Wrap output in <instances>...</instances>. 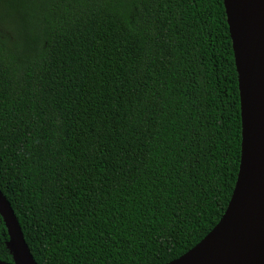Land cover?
Wrapping results in <instances>:
<instances>
[{
	"label": "trees",
	"instance_id": "1",
	"mask_svg": "<svg viewBox=\"0 0 264 264\" xmlns=\"http://www.w3.org/2000/svg\"><path fill=\"white\" fill-rule=\"evenodd\" d=\"M241 151L224 0H0V190L38 264L179 258Z\"/></svg>",
	"mask_w": 264,
	"mask_h": 264
},
{
	"label": "water",
	"instance_id": "2",
	"mask_svg": "<svg viewBox=\"0 0 264 264\" xmlns=\"http://www.w3.org/2000/svg\"><path fill=\"white\" fill-rule=\"evenodd\" d=\"M233 42L242 117L241 163L219 223L197 245L167 264H264V0H224ZM0 213L14 262L38 264L10 202Z\"/></svg>",
	"mask_w": 264,
	"mask_h": 264
}]
</instances>
